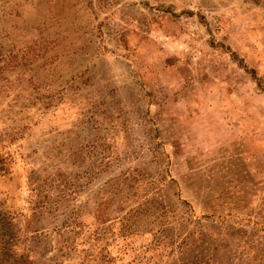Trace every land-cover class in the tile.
<instances>
[{
	"label": "rangeland",
	"instance_id": "1",
	"mask_svg": "<svg viewBox=\"0 0 264 264\" xmlns=\"http://www.w3.org/2000/svg\"><path fill=\"white\" fill-rule=\"evenodd\" d=\"M0 264H264V0H0Z\"/></svg>",
	"mask_w": 264,
	"mask_h": 264
}]
</instances>
